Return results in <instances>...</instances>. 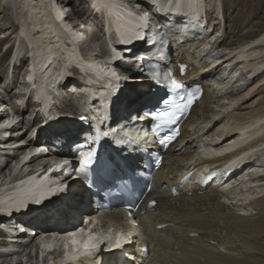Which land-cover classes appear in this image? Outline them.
<instances>
[{
  "label": "bare ground",
  "instance_id": "bare-ground-1",
  "mask_svg": "<svg viewBox=\"0 0 264 264\" xmlns=\"http://www.w3.org/2000/svg\"><path fill=\"white\" fill-rule=\"evenodd\" d=\"M72 1H0L2 18L4 20L15 18L16 23L12 26L11 33H15L12 43L17 47L15 54L17 55L19 47L22 49L23 46L31 60L28 61L30 69L25 73L26 76H21L23 82L20 83L21 74L18 72L20 66L17 62L20 59L22 63L25 56L20 58L14 55L17 59H13L15 73L13 76L16 78V82L13 83L26 85V88L22 87L19 90L18 99L22 107L17 103L15 112L19 115L27 109L30 102L24 105V99L27 93L32 91L33 101L37 104L33 112L36 113L35 115L40 114L38 123H35L36 119L33 118L32 123L35 125L32 129L11 133L10 129L18 126L14 124V117L8 119L6 111L0 112V125H6L1 127L0 136V217H5L12 210L13 204H19L18 200L24 201V197L38 190L44 193H39L42 197H50L53 186L58 188L68 179L69 182L66 183L68 187L63 190L64 194L58 197L60 203L65 202L66 205L70 202L67 193L73 195L71 200H77L79 196L78 202H81L83 197L86 198V195L89 196L86 194V184L80 182L79 176L74 178L75 162L69 165L61 164L69 156L41 154L29 160L34 150L23 151V148L43 142L65 143L70 147L72 141L55 137L54 133L66 127L54 125L53 117L56 118L55 114L58 112H65L66 107L72 110V115H75L80 107L75 104V97L79 94L84 99L88 97L95 104L104 91L94 82L98 78L103 79L104 76L106 78L109 77L108 74L116 72L114 82L121 77H124L126 83L142 78L139 84L144 83L145 87H152L151 81L139 77V71L134 68L135 64L131 63L133 60L126 55L132 53V50L126 54L123 52V55L114 53L111 58L109 57V50L124 48L129 50L139 45V42L145 45L155 42L154 37L150 38V34L143 36L141 32L138 37L132 36L143 31L146 26L141 24L146 20L141 19L144 15L139 9L148 13V16L156 18V26H162L159 31V27L157 30L155 27V37L158 41L154 43L158 45L163 42L159 47L161 59L169 58L170 54L166 53L168 44H176L172 65L175 66L177 62L186 63L190 77L197 76L200 72L197 80L203 84V92L180 125L182 130L180 137L165 151L164 162L153 173L149 191L131 213L138 222H136L135 234H127V237H121V234L113 236L111 228L100 230L85 222L79 225L76 223L77 226L75 224L71 229L74 232L70 234L66 229L60 231L61 229L55 228L51 232L52 236L41 231L42 236L45 233L49 239L43 238L40 242L37 241V236L30 232H18L17 228L9 225L10 220L7 219L2 223L0 221V225L3 224L2 227L0 226V259L10 258L11 264H18L17 260L24 261V258L19 257L24 254L23 251L25 253L29 251L31 254L26 257L25 262L30 264H52V262L53 264H111L106 262L109 259L112 260V264H130V261L134 264H264V170L262 169L264 163L261 161V158H264V97L256 102L254 99L259 88L258 76L264 73V30L254 36L250 33H241L244 28H239V17L234 20L232 16L236 11L235 0H219L217 19H223L219 20V23H215V19H210L212 15L215 17L216 15L210 12V5L207 9L206 0H77L78 6L72 4ZM127 1L131 3H125ZM134 4H137V7ZM7 5L14 9L16 17L11 15L14 13ZM210 7L212 9L214 6ZM230 9H232L231 13ZM77 12L83 13L85 18L80 19L78 15L80 13ZM172 15L177 21L170 20ZM186 18L187 21L184 20ZM89 25L100 28L102 33V35L97 34L96 37L104 41L105 52L99 49V53L95 48H90V51L97 53L94 59L99 63L96 61L88 63L83 57L86 54L90 56L89 50L84 48L86 38L88 39L86 26L89 30ZM166 25L179 27L173 29ZM222 26L225 36L221 40L222 36L216 37L215 34ZM211 37L215 39L213 43ZM225 37L230 40L240 38L238 46L230 44ZM182 41L184 43H181ZM126 44L131 47H125ZM152 48L153 46L151 50ZM170 49L173 50L172 45ZM216 50L217 53L219 50L220 53L222 50L226 53L215 57ZM209 54L215 58L207 59ZM119 57H121L120 66L114 69L112 62ZM104 59L107 64L101 63ZM73 65H77L76 74L79 72V76L84 78L79 83H69L67 79L69 69ZM222 74L227 75L224 77H228V81L222 80L220 76ZM239 76L243 83L237 88L232 87V84L239 80ZM252 80L255 83H252ZM221 84L230 85L219 88ZM126 87L131 90L127 92L128 101L125 104L122 102V109L125 107L126 110L118 112L120 117L118 115V125L113 135L118 138V142L115 144L113 141L110 142V147L125 158L130 168L136 170L141 158L136 150L139 147L145 148L142 145H145L149 135L143 131V124L138 121L139 119L134 120L129 116L138 113L143 105L149 104L146 101H152L161 95L152 87L154 93L142 98L134 93L146 90L143 85L135 87L130 83ZM117 95L116 93L114 96ZM224 99L232 101L227 106H223L218 113L215 112L213 105ZM248 100L255 103L248 111H244L240 105ZM243 108L245 109L244 106ZM226 117L229 118L230 123L224 121L223 124L218 125ZM190 122L192 131L187 130ZM70 123L73 126L79 122L70 120ZM84 124H88L87 121L78 125L84 126ZM216 125H218L215 129H218L217 131L213 130ZM33 129L39 137L27 135ZM81 135L79 134L77 142L82 141ZM126 137H130L132 143L129 144ZM233 141L235 143H231ZM206 144L210 146L205 148ZM73 145L75 146L76 142ZM240 145L247 148L256 147L246 154L244 158L246 160L243 159L244 161L228 171L221 170L220 165L226 163L232 153L239 150ZM199 147H203L202 150H198ZM173 151L178 153L172 156ZM219 153L223 154V157L215 161L210 159ZM130 157L133 160L132 165L128 163ZM51 160L53 164H48ZM220 161V165L216 168L219 171L217 177L204 183L209 173L202 170L201 164L197 162L213 164ZM42 171L44 173L40 177L43 179H40L36 173ZM202 174L203 176L200 177ZM237 180L238 184L235 185L234 182ZM73 183L76 187L68 189ZM232 183L234 185L230 186ZM239 187L242 189L241 193ZM253 189L254 191L251 192ZM150 200L156 201L154 207H148ZM249 200L250 203L245 204ZM84 209L88 216L101 213L90 197L87 198ZM62 212L69 213L67 210ZM110 213L109 215L116 220L122 221L129 217V213ZM22 214H19V220L27 224L31 219ZM53 214L52 211L50 215ZM36 215L45 217L42 212H36ZM55 218L54 215L50 219ZM34 222L30 221L31 224ZM5 225H9L8 230L4 228ZM118 240L121 244L120 251L110 255L109 252L116 248L113 244H117ZM36 241L40 242L39 251L38 245L37 251L33 250ZM75 248L77 252H73ZM65 250L68 252L62 253ZM70 250L72 252H69ZM58 251L62 254L58 253L59 257L51 261V254H57ZM1 264H6L5 260Z\"/></svg>",
  "mask_w": 264,
  "mask_h": 264
},
{
  "label": "rangeland",
  "instance_id": "rangeland-1",
  "mask_svg": "<svg viewBox=\"0 0 264 264\" xmlns=\"http://www.w3.org/2000/svg\"><path fill=\"white\" fill-rule=\"evenodd\" d=\"M128 2L131 3L130 1H127L125 3H128ZM210 2H213V3H210ZM218 2H219V0H216V1L215 0H206V7L208 5L215 7V8L213 7L211 9V7L209 6V9L211 10L210 12H212L213 14L216 15V17L214 15L211 16L210 13H209V16H211L210 19H215V23H219L220 22L219 20H223V19H219V18L217 19V16H219V14H218V6H217ZM234 2H235V5H236V11L232 14V16H233L234 20H236L238 17L240 18V20L238 18L239 26H240L239 28L240 29L244 28L243 31H241L242 34L250 33V34H252V36H254V35H257V34H259V32L264 30V0H235ZM72 4H75L76 6L79 5L77 0H73ZM7 6L14 13V14L11 13V15L16 17V13H15L14 9L10 8L11 6H9V5H7ZM135 6L137 7V4ZM207 9H208V7H207ZM139 10H140V12L143 15L145 14V12H143L142 9H139ZM231 11H232V9H230V13H231ZM78 13H80V14H78ZM77 14L79 15L80 19L83 18V17L85 18V15L84 16L82 15L83 13L77 12ZM148 18H152V17L148 16ZM222 18H224V17H222ZM13 19H14V21H13ZM9 20H4L2 18V13L0 12V112L6 111V117L8 116V119L14 117V121H15L14 124H17L18 126L14 127L13 129H10L9 132H11V133H13V132L14 133H19L20 131L22 132V130L26 131L27 128L32 129V127L35 125L34 123H32L33 118H34V120L36 119L35 123H38L39 118H40V114L38 113L37 115H35L36 113L33 112L34 108H35V105H37V104L33 101V98H31V97H29L28 99L27 98L24 99V103L23 104L27 105V103L29 101L30 105H28L27 109L23 113H20L18 115L15 112L16 109H17V106H18L17 105V101H19V99H18V97L20 95L19 90H21L22 87L26 88V85L24 83H22L20 85L21 81L23 82V77H21V76H22V73L25 70L26 65L31 60L29 59V55H28L27 51H25L26 49L23 46H21L22 49H20V47H19V49H18L19 51L17 52V55L15 54V50H16L17 47H16V45L12 44L13 41H14L13 38L15 36V33L14 34H11V33L13 31V27L12 26L16 22H15V18H10ZM218 25H220V24H218ZM223 29L224 28L222 26V30L217 31L215 36L217 35L216 37H219L220 35H223V37H224L225 36L224 35L225 31H223ZM86 33H87L88 39L86 38V43L84 44V48L87 51L89 50L90 56L88 54H86L83 57L86 59V62L90 63L92 61H96L94 59V56H95V54L97 55L96 52H99V49H101V51L105 52L104 41L102 39L98 40V38L96 37L97 34L102 35L101 30L98 27L89 25V30H88L87 26H86ZM94 37H96V39ZM225 38H226V41L230 42V44H233L234 46H238L239 41H240L239 40L240 38H238V37L234 38L233 40H230L228 37H225ZM90 48H95L96 52L95 51H90ZM20 51H21V53H20ZM23 51H25V53H22ZM225 53L226 52H224L223 50L221 51V53H220V50L217 53V50H216L214 55H215V57H216V55L220 57L221 55H223ZM21 54H22V56H21ZM14 55H16V56H18L20 58H23L25 56V59L22 61V63H21L20 59L17 62V64H20V69H19L18 72H20L21 75H20V80H19L20 83H16V84L13 83V82H16V78H15V76H13V75H15V73L13 71V64H14L13 63L14 62L13 59L14 60L17 59ZM215 57L214 56L211 57V55L209 54L207 56V59H210V58L214 59ZM105 59L107 60L108 58H105ZM105 59L101 61L102 64H103V62H106V64H107V61ZM201 61H203V60H201ZM96 62H98V61H96ZM89 67H90V65H89ZM92 68H94V67H92ZM16 70H17V68H16ZM220 76H221L223 81H228L227 80L228 77H224V76H227L226 74H222ZM258 78H259V83L257 84V86L259 88L257 87L258 89L256 90L257 94H256V97L254 98V99H256L255 102L258 99L264 97V88H263L264 87L263 86L264 83L261 84V81L264 79V73L259 75ZM238 79H239L238 81L236 80L237 82L232 84V87L237 88L241 83H243V80L241 79L240 76H239ZM251 82L255 83L254 80H252ZM215 85L216 84H214V86ZM229 85L230 84H221L218 87L219 88H222V87L226 88ZM243 87H245V86H243ZM208 91L210 92V89H208ZM230 101H232V100L224 99L222 101H219L217 105H213L214 106L213 107L214 111L218 113V111L222 110L223 106H227L230 103ZM250 102H251V104H250ZM254 103H252V100H248L247 102L242 103L240 106H241L242 110L248 111L250 108H252ZM243 106L245 107V109L243 108ZM21 107H22V105H21ZM6 109H8V110H6ZM36 109H38V107H36ZM224 121H225V123H230L229 122V118L226 117L218 125L223 124ZM31 123H32V125L29 127V125ZM218 125H216L213 128V130H215L216 127H218ZM1 129L2 128L0 127V136L2 134ZM217 130H215V131H217ZM27 135H30V136L35 135V137H39L34 129L32 131H30V133H28ZM27 135H25V136H27ZM261 159H262L261 161L264 163V158H261ZM262 169L264 170V168H262ZM240 187H239V193H241L240 190H242ZM253 191H254V189L251 192H253ZM58 249H60V247H58ZM33 250H35V249H33ZM61 251H58L57 254H55V253L51 254V257H52V258H50L51 261L55 257H59L58 253H61ZM23 252H24V254L22 256H19V257L24 258L23 259L24 261L22 262L21 260H17L18 261L17 263L18 264L19 263L20 264H30V262L27 263V261L25 262V260H26V257H28L31 253H29V251L26 252L27 254L25 253V251H23ZM66 252H68V250L67 251L65 250L62 253L66 254ZM69 252H72V251L70 250ZM73 252H77V248L73 249ZM71 258H72V255H71ZM8 259H5V258L0 259V264L2 262H4V260H5L6 264H11L12 262H11L10 258H8ZM66 259L67 258H65V260ZM12 261H14V260H12ZM53 263L54 262H52V264Z\"/></svg>",
  "mask_w": 264,
  "mask_h": 264
},
{
  "label": "snow or ice",
  "instance_id": "snow-or-ice-1",
  "mask_svg": "<svg viewBox=\"0 0 264 264\" xmlns=\"http://www.w3.org/2000/svg\"><path fill=\"white\" fill-rule=\"evenodd\" d=\"M148 18V13H145L141 19L147 20ZM70 28V26H69ZM82 38V37H81ZM184 68H181V73H183ZM112 75L115 76L116 72H112ZM171 73L166 74V78H170ZM31 79V77H29ZM158 86H163L167 87L170 89V92H175L177 90H182L185 86L182 85L180 82L175 80L174 78L170 79V84L169 85H164L161 81H156ZM169 93L165 94L164 98H161L159 101H157L156 104L152 105V108L150 111L146 113L148 117L151 120L156 121L155 125V130L157 134L159 135V130L163 129L165 127L169 128L170 131L165 133L163 136L160 137L159 143L161 144L162 147H167L178 135V129L172 128V125L176 123V121L179 119L177 116V111H182L181 105L177 104L174 100L168 98ZM195 97L194 92H189L187 96L181 97V100H186V103L183 105V107H189L193 103V99ZM17 103H20V101H17ZM146 103H151V101H146ZM158 105H165L167 106L163 110L158 109ZM80 119H85V117H81ZM6 125H0V127H5ZM55 137L57 139L63 138L67 139L69 141H72L75 143L79 139V132L72 128L68 127L65 128L61 131H57L54 133ZM231 143H235L234 141ZM78 157L79 159L76 160V167L80 168L83 170L85 176H87L89 171H94V164H96V151L94 148L89 147L87 150H81L80 147L76 148L75 153H73V157L70 158H65L61 164L62 165H69L73 163V158ZM26 159V158H25ZM160 161L157 159L156 164L157 166L159 165ZM98 179H102V177H98ZM23 183V182H22ZM68 185L65 183L61 186H59L56 189H53L52 191H63L66 189ZM156 201H152L149 204V207L155 206ZM21 208L24 207L23 204L20 205ZM123 235V234H121ZM120 241H117L116 247H120ZM130 264H134V262L130 261Z\"/></svg>",
  "mask_w": 264,
  "mask_h": 264
},
{
  "label": "trees",
  "instance_id": "trees-1",
  "mask_svg": "<svg viewBox=\"0 0 264 264\" xmlns=\"http://www.w3.org/2000/svg\"><path fill=\"white\" fill-rule=\"evenodd\" d=\"M94 38H96V37H94Z\"/></svg>",
  "mask_w": 264,
  "mask_h": 264
}]
</instances>
